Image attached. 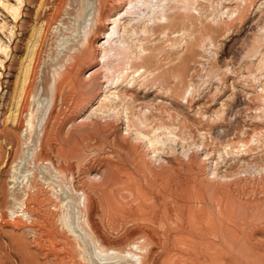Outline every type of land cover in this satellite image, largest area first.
Listing matches in <instances>:
<instances>
[{
  "label": "rangeland",
  "instance_id": "1",
  "mask_svg": "<svg viewBox=\"0 0 264 264\" xmlns=\"http://www.w3.org/2000/svg\"><path fill=\"white\" fill-rule=\"evenodd\" d=\"M5 1L21 6V15L15 19L0 5V38L10 46L9 51L0 54L4 62L0 72L7 87L0 94H4L0 98V264H57L54 254L45 258L35 248L30 231L15 227L11 202L33 168L28 114L37 126L49 108V85L69 50L89 33L91 7L89 0ZM154 5L155 12L142 10L140 14L128 15L127 2L114 13L112 20L119 18L121 23L115 40H123V46L116 44L120 49L108 59L114 76L103 79L97 98L82 113L74 114L76 121L100 111L103 98H113L122 118L115 124L121 126L122 133H128L131 116L137 125L144 119L142 130L150 137L159 134L175 140L174 151L162 146L166 151L154 153L158 147H151L148 137L142 136L141 152L148 153L156 165L167 159L177 162L191 157L202 166L204 175L229 180L231 193L240 200L263 199L264 0H164L160 7L154 0ZM244 9L246 18L239 20L237 10ZM173 15L177 16L172 18ZM152 16L158 19L156 25L148 21ZM139 18L148 21L147 30ZM112 20L108 32L114 25ZM106 40L107 33L98 40V58L84 67L87 79L106 70L102 59ZM32 60L35 79L27 112L22 123L16 125V101ZM98 113L101 117L106 115ZM106 149L107 144L93 150L90 156ZM98 219L113 238L128 234L138 225L122 219L111 225L107 212H101ZM59 225L61 231L67 230L62 221ZM43 238L45 248L56 245L52 235ZM86 263L90 264L88 260Z\"/></svg>",
  "mask_w": 264,
  "mask_h": 264
},
{
  "label": "bare ground",
  "instance_id": "2",
  "mask_svg": "<svg viewBox=\"0 0 264 264\" xmlns=\"http://www.w3.org/2000/svg\"><path fill=\"white\" fill-rule=\"evenodd\" d=\"M157 1L158 7L164 2ZM127 2L128 15L157 9L154 0H89L90 31L69 50L55 71L49 85V108L37 126L28 114V147L33 168L19 195H13L10 211L15 216V227L30 231L35 248L45 258L54 254L57 264H87V260L90 264H264V198L240 200L231 193L229 180L204 175L202 166L191 157L177 162L167 159L156 165L148 153L141 152V138L148 137L149 145L158 147L154 153L166 151L163 147L174 151L175 140L155 135L158 129L153 131L155 137H150L142 130L144 119L137 125L131 116L128 133H122L121 126L115 124L122 118L113 98L107 96L100 101V111L105 116L101 117L96 110L81 122L76 121L75 115L97 98L103 79L114 76L109 57L120 49L116 44L123 46V40H115L121 23L119 18L112 20V16ZM0 5L15 19L21 15V6L5 0H0ZM237 11L239 20L246 18V9ZM111 20L114 25L108 32ZM148 21L156 25L158 19L152 16ZM148 21L138 22L147 30ZM105 33L102 59L106 70L87 79L84 67L96 59L98 40ZM9 47L0 38V54ZM3 63L0 58V65ZM33 69L32 60L16 101V125L22 123L27 112L35 79ZM4 79L0 72V94L7 89ZM105 144L109 149L90 156ZM41 173L44 175L40 176ZM15 175L13 180L17 179ZM101 212L109 214L111 225L121 219L138 225L128 234L113 238L98 219ZM61 221L67 233L59 229ZM50 235L56 245L48 249L42 238Z\"/></svg>",
  "mask_w": 264,
  "mask_h": 264
}]
</instances>
